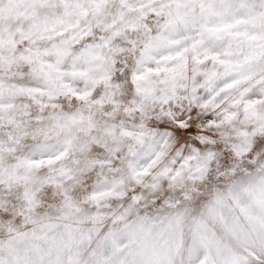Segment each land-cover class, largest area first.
Instances as JSON below:
<instances>
[{
	"label": "snow or ice",
	"instance_id": "snow-or-ice-1",
	"mask_svg": "<svg viewBox=\"0 0 264 264\" xmlns=\"http://www.w3.org/2000/svg\"><path fill=\"white\" fill-rule=\"evenodd\" d=\"M121 73L142 117L98 123L93 105L118 103ZM69 97L84 106L66 110ZM92 151L104 155L83 161ZM261 161L264 0H0V264H176L172 240H150L146 197L129 185L191 182V200L214 169L224 184L206 216L234 243L201 219L180 264H264ZM246 163L258 177L238 178ZM97 167L109 175L94 183ZM53 189L62 202L39 211Z\"/></svg>",
	"mask_w": 264,
	"mask_h": 264
},
{
	"label": "clouds",
	"instance_id": "clouds-1",
	"mask_svg": "<svg viewBox=\"0 0 264 264\" xmlns=\"http://www.w3.org/2000/svg\"><path fill=\"white\" fill-rule=\"evenodd\" d=\"M121 75L124 76V79L120 81L122 87L117 90L116 93V100L118 103L113 104L111 97H109L104 100L102 105H93V112L98 123H103L105 120H109L119 125L121 121H124L130 127L142 117V113L137 111L136 105L133 104V101L137 99L135 89L128 83L129 78L124 73H121ZM74 87L83 88L84 85L77 82L74 84ZM99 93L101 95L103 94V87L100 88ZM96 98L97 97H93L92 99ZM61 103L66 110H75L84 106L81 101L74 100L71 97L62 98ZM105 113H109V116L106 117ZM162 122L163 121H157V123ZM148 124L149 127H151L152 121H148ZM95 135L101 137L102 140L107 139L108 142L111 143V137H105L102 129H97ZM82 139H87V135L82 134ZM32 143H35V141H32ZM181 147H183V145ZM93 148H103V144L101 143L93 145ZM103 155L104 152H85L82 155V160L87 161L90 157H102ZM174 155L175 151L170 152L167 160L163 161L160 167H163L165 164H167ZM247 159L254 160L255 156L253 155ZM261 163H264V161H261ZM245 167H247V171H241L238 178L247 179L249 174H251L253 177H258L260 167L259 163L252 164L251 166H247L246 163ZM159 171L160 168L154 169L153 175ZM101 173L109 175L107 167H97L92 169L90 174L94 183L96 179H102ZM43 174H47V170H44L42 172V175ZM152 182L153 176H148L145 178V185H149ZM223 184V181L216 179L214 169L205 181L198 182L195 185L198 191L193 193L191 200H186L184 198V193L193 187L191 182H186L183 186L176 185L174 187L172 181L166 178H162L160 180V186L156 191H152L150 188L144 185L130 184L129 192H131L133 188H136L139 190V192L145 195V201L139 205V215L147 216L149 218L146 227L150 236V240H154L160 244H164L165 242L172 240L173 246L178 253L175 256L176 264H180V260L185 254L186 249L190 248L193 244L194 235L197 229V222L201 219L206 220L208 227L214 230L218 236H221L226 244L234 243L227 236L223 235L219 226L213 221L209 220L206 216V205L212 199L214 189L216 187H223ZM89 187L90 185L87 184L77 185L75 198L83 202L88 195L87 189ZM55 202H62V198L57 195L56 190L53 189L52 196L44 199V203L41 205V209H39V211L44 213H54L55 208L52 207V203ZM129 202L130 199L127 201H110V203L113 205V208H116L120 205L126 206V204ZM170 204L172 206H169ZM91 207V204L87 205V208L90 209ZM178 212L184 214L183 220L182 222L173 225L172 231L169 233L166 231L169 228V220L167 218L174 217ZM131 219H136V216L134 215L131 217ZM253 259H257V257H253Z\"/></svg>",
	"mask_w": 264,
	"mask_h": 264
}]
</instances>
